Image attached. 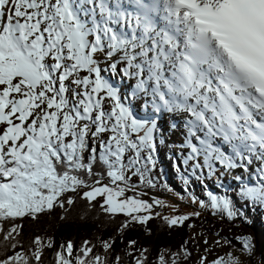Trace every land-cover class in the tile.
Masks as SVG:
<instances>
[{"label": "snow or ice", "instance_id": "obj_1", "mask_svg": "<svg viewBox=\"0 0 264 264\" xmlns=\"http://www.w3.org/2000/svg\"><path fill=\"white\" fill-rule=\"evenodd\" d=\"M163 113L183 118L177 168L201 183L239 182L231 194L206 191L202 208L229 220L241 215L235 199L264 208V0H0V234L13 250L0 264H42L54 239L36 236L23 249L22 225L4 223L74 197L125 216L120 232L152 219L165 206L149 191ZM241 239L250 256L251 237ZM99 243L102 253L89 240L62 242L55 264H109L115 241ZM146 253L134 264H146Z\"/></svg>", "mask_w": 264, "mask_h": 264}, {"label": "trees", "instance_id": "obj_2", "mask_svg": "<svg viewBox=\"0 0 264 264\" xmlns=\"http://www.w3.org/2000/svg\"><path fill=\"white\" fill-rule=\"evenodd\" d=\"M159 149L164 155L162 158L164 164L161 166L157 163L158 186L154 190H149L150 196L167 195L172 197V202L188 203L189 207H193L195 203L200 205L201 200L207 203L205 192L213 191L216 193L214 186L219 183L217 178L213 177L214 181L208 182L210 190L201 188V179L190 174L189 176L182 175L184 182L178 185L176 181L178 180L179 168L176 167L177 161L174 163L171 155L168 156L172 153L170 147H164L162 143H159L157 150ZM190 185L194 186L193 190ZM186 188L188 190H185ZM232 191L231 189L228 192L231 194ZM145 198L150 199V197ZM74 200V204L70 206L65 204L63 209L57 207L51 212L40 214L36 219L25 217L16 221H6L4 227L7 229L13 223L22 225L20 235L16 236V240L20 242L23 249H28L32 239L36 236L52 237L55 241V247L44 250L42 264H55L53 254L62 242L66 243L71 240L75 248H79L84 240H89L96 245L94 251L102 253L99 242L108 239L115 241V251L107 253L109 264H114L117 255L121 257L120 264H134L133 256H139L142 249H147L148 259L146 264H158L160 254L166 256L167 264H171L172 259H178V264H195L191 233L193 231H213L221 228L251 233L253 239L252 255L250 256H252L254 262L264 261V217L260 214V208L255 207L252 211L253 209L249 204H243L244 202L238 199L234 200V205L241 215L232 220H229L226 216L214 214L209 207L200 210L198 216H190L189 219L180 224L169 225L164 219L166 216L153 215V218L147 223H131L122 232L118 229L127 220L125 216H109L99 207L89 208L86 200L79 197H74ZM155 207L161 212L163 211L160 206ZM255 212L260 214L259 220L254 219L256 217ZM247 227H252L253 232ZM130 240H135L136 244L130 247ZM231 244L235 248L244 251L241 243L231 239ZM183 248H187L191 253L187 260L183 258ZM16 250L19 251L21 248L18 247ZM128 253H132V255ZM176 253H181V255L176 257L174 256ZM12 254L11 242L4 241L3 235L0 234V258Z\"/></svg>", "mask_w": 264, "mask_h": 264}, {"label": "rangeland", "instance_id": "obj_3", "mask_svg": "<svg viewBox=\"0 0 264 264\" xmlns=\"http://www.w3.org/2000/svg\"><path fill=\"white\" fill-rule=\"evenodd\" d=\"M136 111L140 113L137 107H136ZM180 125L182 126L177 130H172L171 134L166 133V135L169 136V140H172L178 136L180 137L179 139H181V141L183 140V135H182L184 130L183 123H181ZM182 170H183L182 172L183 175L187 173L184 167L182 168ZM221 181L223 183V187L217 186L218 189L221 190V192L225 191V189L228 187L237 186V184L239 183L230 180V177L228 176H225V179H222ZM180 183L181 180L177 182V184ZM157 198L164 201L165 206H160V208L163 209L162 212L161 210L157 209L154 206L153 215L159 213V215H163L169 218L177 217V216L190 217V216H196L193 215V213H200L199 212L200 210H204L198 203L197 204L192 203L194 204L193 207H189L187 205L179 206L178 202L176 201L175 203L172 202L173 200L171 197H168L166 199V196L162 195V196H158ZM255 215L256 217L254 216L255 217L254 219L259 220L260 214L255 212ZM247 228L253 232L252 227H247ZM243 237H251V244H252L253 236L249 232L230 231L224 228L216 229L213 231H209V230H200V232L193 231L191 233V238H192V248H193L195 264H199V260L202 256L207 257V261H205V264H208V262L221 257H223L227 261L230 255L233 257H239V259L243 262V264H264V261L254 262L252 260V256H249L245 251H242L232 246L231 239L234 240L235 242H239L242 244L241 238ZM205 241H207V243H205Z\"/></svg>", "mask_w": 264, "mask_h": 264}]
</instances>
